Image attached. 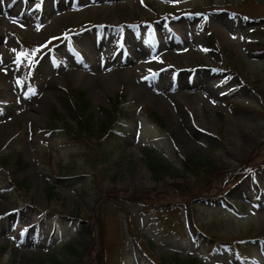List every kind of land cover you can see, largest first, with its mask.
Segmentation results:
<instances>
[{"label": "rangeland", "instance_id": "rangeland-1", "mask_svg": "<svg viewBox=\"0 0 264 264\" xmlns=\"http://www.w3.org/2000/svg\"><path fill=\"white\" fill-rule=\"evenodd\" d=\"M54 256L264 264V0H0V264Z\"/></svg>", "mask_w": 264, "mask_h": 264}, {"label": "trees", "instance_id": "trees-1", "mask_svg": "<svg viewBox=\"0 0 264 264\" xmlns=\"http://www.w3.org/2000/svg\"><path fill=\"white\" fill-rule=\"evenodd\" d=\"M89 100L86 99V97L84 96V94L82 92H77L75 95L71 96V99L65 98V108H64V112L63 113H59L64 115L67 120L63 121L66 125L72 124L73 127H75V131H73V133H79V130H88L89 131V123H88V119L86 118L85 115V111L86 109L88 110L89 108ZM110 117L108 116V119L100 126L99 131H107L106 129L108 128L107 124L109 122ZM157 119L159 120V118L157 117ZM155 120V119H154ZM156 121V120H155ZM49 125L48 127H50L51 129H56L58 128L56 125H53L55 123H53L54 121L51 120L49 121ZM156 123L160 126L161 122L160 121H156ZM161 127V126H160ZM146 157H147V166L148 168L151 170V172L153 173L154 177L156 180L160 179V175L158 172V169H160L161 167L164 168L165 165H163V163L161 161H157L153 155H152V150H146ZM181 164L182 167L186 168V169H195V168H201L202 166H204L206 163L205 160H203L202 158L199 159H193L192 157L190 158H182L181 160ZM204 165H201L203 164ZM166 169H170L171 167L166 166ZM178 175V174H177ZM215 196V195H212ZM212 196H208V198H215ZM74 241H78L77 237H74L73 239ZM64 251L66 250L68 252L67 253H63V255L65 256V258H69V254L71 253L72 255H80L81 254V250L79 249V247L73 245L72 242H68V244L65 245ZM97 256L99 257V252H96V258ZM50 264H63L61 262V258L59 256H54L53 258H51V263ZM173 264H203L201 261H198L194 258H190L186 263L182 262V261H177L175 260L173 262Z\"/></svg>", "mask_w": 264, "mask_h": 264}, {"label": "bare ground", "instance_id": "bare-ground-1", "mask_svg": "<svg viewBox=\"0 0 264 264\" xmlns=\"http://www.w3.org/2000/svg\"><path fill=\"white\" fill-rule=\"evenodd\" d=\"M166 92V91H165Z\"/></svg>", "mask_w": 264, "mask_h": 264}]
</instances>
